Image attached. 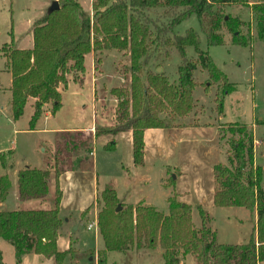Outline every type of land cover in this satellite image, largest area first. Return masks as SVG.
I'll list each match as a JSON object with an SVG mask.
<instances>
[{
    "label": "trees",
    "instance_id": "16d2710c",
    "mask_svg": "<svg viewBox=\"0 0 264 264\" xmlns=\"http://www.w3.org/2000/svg\"><path fill=\"white\" fill-rule=\"evenodd\" d=\"M57 2L58 9L46 13L32 28L31 49L15 48L12 37L10 43L0 49L11 76L12 119L16 121L21 117L29 99L34 100L29 130H34L43 106L51 104L48 112L55 114L61 106L60 88L66 87V76L69 73L82 75L85 56L90 52H127L129 87L110 90L116 100L114 125L95 127L93 133L60 132L61 140H55L52 162L45 169L25 167L17 171L20 201L45 200L51 177L54 198L49 209L0 211V239L12 246L15 264H20L27 254L52 258L55 264H62L71 253L70 250L59 252L56 247L61 226L60 172L78 166L68 159L84 154L87 160L97 138L130 131L132 165L142 167L145 130L173 127L176 119L186 118L194 111L193 91L197 83L193 73L198 67L210 81L221 84L222 97L215 99L218 111L222 109L223 97L236 89L208 53L200 49L198 32L191 29L184 36L174 33L182 21L195 15L208 46L224 45L222 32L225 31L231 35V45L251 47L252 26L255 36L264 45V0H255L252 5L249 0H96L91 2L92 19L76 0ZM229 7H247L250 21L224 13ZM155 8L169 10L165 25H156L148 16V11ZM188 47L194 50L195 60L186 59ZM169 48H174L182 59L174 83H169L162 73L148 69L150 60L157 61L161 50L166 55ZM259 125L264 127V117ZM230 129L231 134L238 137L229 141L225 163H216L212 167L213 205L255 213V234L243 244L218 243L215 233L208 228V214L200 206L195 207L200 219L199 228H195L192 207L180 202L179 194L174 192L167 199L168 213L164 215L152 206L122 204L116 192L105 186L97 200L100 209L96 222L103 242V251L98 252V264H104L106 252L122 253L131 247L147 250L157 246L163 250L164 264H179L180 257L186 256H190L195 264H258L264 261V150L261 165L254 166L251 130L238 125H231ZM66 136L69 142L64 139ZM114 148L115 145L110 143L103 150L113 151ZM12 154L11 151L0 154L3 170L10 169L8 161ZM173 185L170 177L163 183L164 188ZM10 189L9 177L1 175L0 203L6 200Z\"/></svg>",
    "mask_w": 264,
    "mask_h": 264
},
{
    "label": "rangeland",
    "instance_id": "374dc122",
    "mask_svg": "<svg viewBox=\"0 0 264 264\" xmlns=\"http://www.w3.org/2000/svg\"><path fill=\"white\" fill-rule=\"evenodd\" d=\"M93 1L96 0H77L85 10ZM252 1L255 2V0ZM53 2L54 0H0V49L10 43L12 30L16 36L15 39L18 40L17 49L28 48L30 28L44 18ZM224 13L239 16L243 21H250L251 18L247 7H229L224 10ZM168 14L169 10L163 8L148 11V16L158 26L168 22ZM92 15L91 12L89 14L91 19ZM30 20H32L31 24L28 23ZM191 29L199 34L200 49L208 53L215 66L226 75L228 82L234 84L236 89L223 97L222 109L218 111L215 99L222 97L221 84L210 81L206 73L198 67L193 73V80L197 83V87L193 91L194 111L186 118L176 119L173 127L165 129L163 141L152 139L150 142L151 145L163 146V150L161 154H155L152 158L148 152L147 159L151 167L142 170L143 176L148 179V187H142L151 195L153 203L158 205V211L164 214L168 212L164 200L168 196H172V192L160 185V179L164 174L165 178L162 183L169 177L171 179L177 177L175 171L171 173L170 169H166V167L171 166V169L176 168L184 174L179 180L177 179L178 181H175V191L180 194H189L180 196L182 197L180 200L197 202L196 204L200 205L198 202H204V199L199 196V193L206 195L212 189L210 165L217 162L225 163L221 157L223 158L224 155L226 159L227 151L230 149L229 141L238 137L231 134V125L244 126L248 131L251 130L254 141V166L261 164L260 154L264 150V127L259 125L264 117V45L255 36V28L251 27V37H253L251 47L231 45L229 42L231 35L225 31L222 32L225 39L224 45L208 46L205 36L199 30L195 15L182 21L174 29V33L184 36ZM242 32L245 30L243 29ZM163 51L161 50L157 61L150 60L148 69L156 72V69L160 68V73L168 79L169 83H174L177 80V67L182 63V59L174 48L167 49L166 55ZM185 57L188 60H195L196 54L192 48L188 47ZM84 67L85 72L82 75L69 73L66 76L67 85L65 88H60V109L52 115L48 112L51 104L43 106L42 116L37 121L34 130L31 131L28 123L33 112V102L26 103L23 114L18 120L12 119L10 79L5 68V59L0 53V154L6 155L9 151L13 153L8 161L10 169L3 170L0 166V176L6 174L14 182L17 174L13 170H19L26 166L45 169L52 162L55 140H61V136H58L60 132L81 131L93 126L91 132L93 133L95 127H109L112 125L104 126L103 124H114L116 100L110 94V90L112 88L128 89L129 87L128 53L116 50L90 52L85 56ZM160 118L164 119L165 117L160 115ZM176 123L178 124L176 125ZM185 123L190 125L198 123L200 127L190 131L187 143L182 144L178 141V135L173 136L171 130L186 125ZM115 135H103L107 141L103 148L104 139L96 141L93 146V159L90 155L86 160L84 154H80L78 158H67V161L71 160L74 166H78L67 169L73 171L70 174V180L65 177L61 180L62 198L59 218L67 232L60 234L56 247L59 252H63L64 250L62 251L60 248L64 244L69 241L76 242V248L81 253H87L78 259V264H88L87 256H94L93 250L103 247L101 238H98L97 242L96 232L87 230L88 223L90 224L93 220L92 212L90 220L74 221V219L78 220V213L86 205L88 196L92 194L93 177L97 176L98 183L101 181L112 184L119 183L121 185L119 192L122 198L124 196L129 198L137 189V186L131 183L132 174L126 175L124 172H120V166L128 167L130 165L131 146L124 137L116 138ZM64 139L66 142L70 141L68 136ZM116 141L118 148L115 152L103 150L110 143L115 145ZM66 153L69 154L68 151ZM91 159L92 163L89 165ZM160 165H163L164 168ZM77 167L79 168L75 171L74 169ZM13 190H10V194L4 201L7 210L13 209ZM99 194H96L95 199V208L98 211L100 209V205L97 204ZM53 198L54 181L51 177L48 194L42 203L32 200L25 203L18 202L17 206L20 208L19 210L49 209L53 206ZM88 211L83 212L81 218ZM223 211L231 212V215H215L213 222L214 228L218 231L219 243H246L250 234V223L244 221L242 224L238 217L239 215L247 217V212L239 208ZM238 211H242V213ZM65 219H68L69 223H66ZM193 222L197 228L200 222L197 211L193 215ZM74 226H76V230H72L75 228ZM0 253L2 264H15L13 248L3 239H0ZM96 256L98 264L100 257L98 253ZM180 260L183 264H195L190 256L180 257ZM151 261L153 264H163L161 260L153 259ZM62 264H68V261H63Z\"/></svg>",
    "mask_w": 264,
    "mask_h": 264
},
{
    "label": "crops",
    "instance_id": "0c3cea01",
    "mask_svg": "<svg viewBox=\"0 0 264 264\" xmlns=\"http://www.w3.org/2000/svg\"><path fill=\"white\" fill-rule=\"evenodd\" d=\"M54 1H57V0H54ZM77 1V0H76ZM90 1V0H89ZM254 2L252 0H249V5H252ZM80 4V3H79ZM82 7V6H81ZM82 9L90 14L92 11H91V4H89L88 8L85 10L84 7H82ZM46 14V13H45ZM43 15V14H42ZM32 20H30L28 23H32L31 22ZM33 28V27H32ZM32 28H30V36H29V40H28V48H25V49H31L32 48ZM11 37L13 39V45L16 47L17 45V39H15V34H14V31L12 30V33H11ZM16 43V44H15ZM18 49H23V48H18ZM5 59V58H4ZM5 68H6V72H7V75L9 76V79L11 80V76H10V72L7 68V65H6V59H5ZM30 102H34L33 99H29L27 103H30ZM116 102V101H115ZM33 104V103H32ZM48 113V112H46ZM49 114V113H48ZM46 115V114H45ZM103 124V123H102ZM178 123H176L177 125ZM186 125H183V126H180L178 128H173L171 131L173 132L172 135H178L179 137V143H187L188 141V138H190L188 135H189V132L190 131H194L196 129H198L200 126H198V123L195 125V124H187L185 123ZM104 126L105 125H114L112 123H109V124H103ZM93 130V126H90L89 128H85L83 130H81L82 132H92ZM164 130L165 129H147L145 130L144 132V165L142 167H139V168H135L133 167L132 165V154H131V162H130V165L128 167H124V166H120V169L121 171L120 172H124V174L126 175H131L132 174V180H131V183L135 186H137V189L134 190V192L132 193V195L127 198L126 196H124L123 198L120 197V192H119V187L121 185H119V183H115V184H112V183H109V182H106V181H101L100 183H98V178L97 176H94L93 177V180H92V194H90L88 196V201L86 203V205L81 209V211L78 213V220L74 219V221L76 222H82V221H88L90 220V215H91V212L93 214V217L91 220V223H97L96 222V217H97V213H98V210H96L95 208V199H96V194H99V192L105 187V186H110L115 192H116V195H117V198L118 200L120 201V203L122 204H128V205H132V206H135L137 204H143V205H147V206H152L154 208H156L158 210V205L156 206L153 201H152V197L151 195H149V193H147V191L143 190V187L142 186H147L148 187V184H147V178L145 176H143L142 174V170H145L146 167H151L149 164H148V152L150 153L151 155V158L155 155V154H158V153H162V150H163V146L161 145H151L150 142H152V139L153 140H164L165 138V135H164ZM68 132H71V131H68ZM114 137H121V138H125V140L130 144L131 146V133L130 131H124V132H119L117 133ZM103 138V136L97 138L94 143H93V146L94 144L96 143V141L98 139H101ZM104 139V142L102 144V148L103 146L106 144V139ZM118 142L116 141L115 142V148L113 151L111 152H115L118 148ZM160 149V150H159ZM159 154V155H160ZM92 156V159H93V152L91 154ZM260 158H261V154H260ZM92 159L90 160L89 162V165L92 163ZM221 159L223 161H225V158H224V155H223V158L221 157ZM217 163H220V162H217ZM216 164V163H215ZM214 164H211L210 165V173H212V167H213ZM261 165V164H260ZM161 167L164 168L163 165H160ZM28 167V166H26ZM171 166H167V168L170 169L171 173L175 171V173L177 174V177L172 179L174 181V185L173 187L171 188H165V189H169L171 190L172 192V195L173 193H177L179 194L180 196L182 195H186V194H189V193H184V194H180L178 193L177 191H175V181H178L180 177H183L184 174L183 173H180L178 170H176V168H173L171 169L170 168ZM18 170H13V172H16L17 173ZM73 171H69V170H66V171H62L60 172V176H59V180H60V187L62 188L61 186V180L65 177L67 179L70 180V174L72 173ZM170 173V174H171ZM128 178V176H127ZM165 178V174L163 175V177H161L160 179V185L163 187V183H162V180ZM178 179V180H177ZM10 180V178H9ZM211 181H212V176H211ZM11 182V189H14L13 190V209L11 210H19L20 208H18V202H30L32 200H28V201H20L18 199V195H17V186H16V180L14 182H12V180H10ZM50 183V182H49ZM49 185V184H48ZM164 188V187H163ZM63 191V189H62ZM11 192V191H10ZM9 192V194H10ZM199 196L202 197L204 199V202H198V204L200 205H197L196 203L194 202H190V201H187V200H180L182 197H179V200L182 202V203H185V204H188L192 207V223L194 225V222H193V215L195 214L196 212V206H200L203 211H205L208 216L210 217V223H209V229L215 233L216 235V240L217 242L219 243V240H218V231L216 228H214L213 226V222L215 220V215H218V214H227L229 215L231 212H228V211H223V210H233L235 208H217L213 205V183H212V189H210V192L209 193H206V195H203L201 192L199 193ZM171 197V196H168V198ZM166 198L164 201L166 202V205H167V211H168V204H167V199ZM44 201V200H43ZM43 201H39V202H43ZM40 203V205H41ZM27 204V203H26ZM5 204L4 202L3 203H0V211L1 210H7L5 208ZM88 209V213L83 216V218H81V214L86 210ZM238 209V208H237ZM241 209V208H239ZM24 210H29V209H24ZM246 211V210H245ZM238 212H241L242 211H238ZM247 212V217L243 216V215H239L238 218H240L239 222H241L242 224H244V221H247L250 223V227L251 229L249 230V238L250 236L254 235V230H255V224H256V215L255 213L253 214H250L248 211ZM162 214H164L163 212H161ZM168 213V212H167ZM166 215V214H164ZM231 215V214H230ZM61 220V219H60ZM66 223L69 221L68 219H65ZM69 223V222H68ZM89 224V223H88ZM74 225V224H73ZM72 225V226H73ZM200 226V222L198 223V227L199 228ZM75 228H73L72 230H76V226H74ZM194 227L196 228V226L194 225ZM94 232H96V238H97V242H98V238H100V235H99V232L97 231V228L96 230L95 229H92ZM91 231V230H90ZM67 230L66 228L63 226L62 224V220H61V226H60V229L58 231V236H57V242L56 244L58 243L59 239H60V234H66ZM66 236V235H65ZM248 238V239H249ZM245 239V238H244ZM248 241V240H247ZM246 241V242H247ZM103 243V242H102ZM243 243V242H242ZM75 244V245H74ZM238 244V243H237ZM60 250H64V251H67V250H70L72 251V253H69L66 255L64 261H68V264H78L79 263V258L82 256V255H86L87 253H81L80 250H78L76 248V242H73L71 243L70 241L66 244H64V246L62 248H60ZM90 251V250H88ZM94 251V256H87V263L88 264H97V256L96 254L98 252H101L103 251V247L101 248H97V250H93ZM13 253H14V250H13ZM112 253H114L115 255H111ZM153 259H157V260H161L164 264V260H163V250L160 249L159 246L153 248V249H136L135 247H131L128 251L126 252H106L105 255H104V264H153V262L151 260ZM15 261V259H14ZM20 264H55L54 263V260L52 258L50 259H42L41 257L37 256V255H34V254H27V255H24L22 257V260H21V263ZM179 264H183V262L180 260V263ZM258 264H264V261L262 262H259Z\"/></svg>",
    "mask_w": 264,
    "mask_h": 264
},
{
    "label": "water",
    "instance_id": "95a60500",
    "mask_svg": "<svg viewBox=\"0 0 264 264\" xmlns=\"http://www.w3.org/2000/svg\"><path fill=\"white\" fill-rule=\"evenodd\" d=\"M58 7H59V6H58V2H57V1H54V2L51 4V6L48 8L47 13H51L52 11L57 10ZM160 71H161L160 68H157V69H156V72H157V73H160ZM172 179H174V177H173Z\"/></svg>",
    "mask_w": 264,
    "mask_h": 264
},
{
    "label": "built area",
    "instance_id": "2783aa9c",
    "mask_svg": "<svg viewBox=\"0 0 264 264\" xmlns=\"http://www.w3.org/2000/svg\"><path fill=\"white\" fill-rule=\"evenodd\" d=\"M96 228H97V223H90V224H88L87 225V230L88 231H90V230H92V229H95L96 230Z\"/></svg>",
    "mask_w": 264,
    "mask_h": 264
}]
</instances>
